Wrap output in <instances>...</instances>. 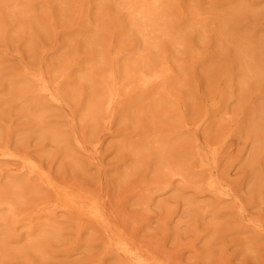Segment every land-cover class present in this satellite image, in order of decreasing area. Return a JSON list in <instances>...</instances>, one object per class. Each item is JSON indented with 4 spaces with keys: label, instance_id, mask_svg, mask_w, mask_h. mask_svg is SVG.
<instances>
[{
    "label": "rangeland",
    "instance_id": "1",
    "mask_svg": "<svg viewBox=\"0 0 264 264\" xmlns=\"http://www.w3.org/2000/svg\"><path fill=\"white\" fill-rule=\"evenodd\" d=\"M0 264H264V0H0Z\"/></svg>",
    "mask_w": 264,
    "mask_h": 264
}]
</instances>
